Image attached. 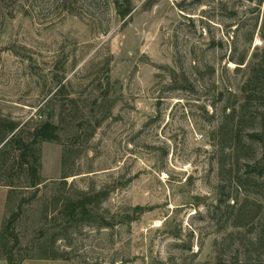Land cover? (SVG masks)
Wrapping results in <instances>:
<instances>
[{"label":"rangeland","instance_id":"obj_1","mask_svg":"<svg viewBox=\"0 0 264 264\" xmlns=\"http://www.w3.org/2000/svg\"><path fill=\"white\" fill-rule=\"evenodd\" d=\"M130 1L0 0V119L59 128L0 159L16 259L264 264V0Z\"/></svg>","mask_w":264,"mask_h":264},{"label":"trees","instance_id":"obj_2","mask_svg":"<svg viewBox=\"0 0 264 264\" xmlns=\"http://www.w3.org/2000/svg\"><path fill=\"white\" fill-rule=\"evenodd\" d=\"M125 5V9L121 10L118 0H116V10L121 19L127 18L131 12V1L121 0ZM19 129V125L0 119V147L5 148L3 152L0 150V159L3 154L7 152V149L15 150L16 165L25 173L29 182V188H33L36 191L42 184L40 177L41 170V145L43 143L58 142L59 128L49 122H44L35 128L29 134V141L24 142L21 138L15 137L16 131ZM251 136L259 138L261 135ZM260 135V136H259ZM262 140V139H260ZM67 152L64 150L62 155V179L68 178L66 171ZM0 178V182H1ZM1 185V184H0ZM5 187H14L13 184L7 183ZM100 201V200H98ZM94 203L92 198L83 197L74 201H67L64 204L63 214L68 223H75L82 221L86 216L90 214V206ZM16 215H12L11 218L4 222L0 233V258L4 259L7 264H22L23 260H17L14 255V249L18 244V239L14 233L13 225ZM12 241V242H10ZM48 259V258H46ZM49 259H56L54 256Z\"/></svg>","mask_w":264,"mask_h":264},{"label":"crops","instance_id":"obj_3","mask_svg":"<svg viewBox=\"0 0 264 264\" xmlns=\"http://www.w3.org/2000/svg\"><path fill=\"white\" fill-rule=\"evenodd\" d=\"M8 203V190L0 187V233L4 219L6 217V207ZM0 264H7L6 261L0 258Z\"/></svg>","mask_w":264,"mask_h":264}]
</instances>
